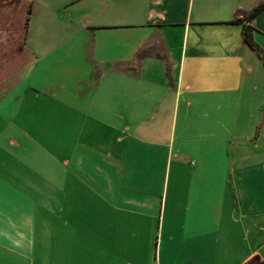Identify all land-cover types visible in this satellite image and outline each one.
<instances>
[{
    "label": "crops",
    "instance_id": "1",
    "mask_svg": "<svg viewBox=\"0 0 264 264\" xmlns=\"http://www.w3.org/2000/svg\"><path fill=\"white\" fill-rule=\"evenodd\" d=\"M4 1L0 264L264 259V0Z\"/></svg>",
    "mask_w": 264,
    "mask_h": 264
},
{
    "label": "trees",
    "instance_id": "2",
    "mask_svg": "<svg viewBox=\"0 0 264 264\" xmlns=\"http://www.w3.org/2000/svg\"><path fill=\"white\" fill-rule=\"evenodd\" d=\"M262 11H264V1L260 2L254 9H252L249 12H240L242 15V18H235L231 21V23H238V24H244V41L253 49L256 51V53L260 56V58L264 62V51L261 49L260 46H258L252 37V27L249 26L247 23H251V21ZM31 14V6L28 8L27 11V18H26V25L29 24V16ZM244 264H264V259H261L259 256H255L248 260Z\"/></svg>",
    "mask_w": 264,
    "mask_h": 264
},
{
    "label": "rangeland",
    "instance_id": "3",
    "mask_svg": "<svg viewBox=\"0 0 264 264\" xmlns=\"http://www.w3.org/2000/svg\"><path fill=\"white\" fill-rule=\"evenodd\" d=\"M4 2H7L8 4H10L12 6L14 4H18L19 6H21L19 9H17V11L15 13L12 14V26L15 27L17 25L18 19L21 20V22H23L22 18H24V16H26V18H27V16H28L27 11H28V8L31 6V0H6ZM18 16H20V18ZM21 25H22V23H21ZM14 55H12V56H14Z\"/></svg>",
    "mask_w": 264,
    "mask_h": 264
}]
</instances>
